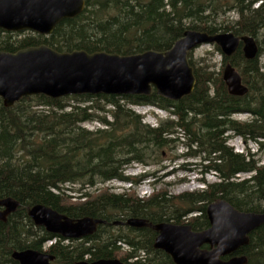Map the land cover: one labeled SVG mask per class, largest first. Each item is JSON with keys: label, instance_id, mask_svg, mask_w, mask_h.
<instances>
[{"label": "trees", "instance_id": "obj_1", "mask_svg": "<svg viewBox=\"0 0 264 264\" xmlns=\"http://www.w3.org/2000/svg\"><path fill=\"white\" fill-rule=\"evenodd\" d=\"M230 12L236 15L233 21L226 19ZM186 30L232 32L256 40L258 53L251 60L244 58L240 46L225 57L213 45L222 65L229 62L240 75L248 88L245 95H229L221 72L203 61H193L189 52L196 83L193 91L178 101L154 91L150 95L55 99L33 95L10 108L0 99V198L19 202L16 211L0 221V264H18L11 253L25 249L52 255L50 264L112 258L127 264H173L169 255L152 247L153 230L111 223L145 218L152 223L188 224L193 231H201L209 226L206 206L217 198L239 211L263 210L264 163L249 151L234 152L227 140L236 136L264 147V64L259 62L264 54V0H86L78 16L63 19L48 36L26 33L18 38L20 33L0 30V51L15 52L40 44L58 52L129 55L165 51ZM140 105L162 109L168 115L151 126L130 108ZM240 113L249 118H233ZM85 122L99 125L88 130L82 126ZM179 145L185 148L180 157L200 159L180 167L212 172L216 180L208 183L200 179L204 188L193 192L168 195L157 190L145 198L133 191H89L110 180L136 184L139 180L124 175L128 165H159L166 149ZM242 173L250 175L239 180L237 175ZM37 203L69 218L89 216L110 224L98 225L92 235L80 240H65L33 224L26 212ZM57 237L60 239L42 250L46 241ZM248 239L235 254L244 255L246 264H264V225L251 231ZM121 242L130 249L122 252ZM141 252L145 258H135Z\"/></svg>", "mask_w": 264, "mask_h": 264}, {"label": "water", "instance_id": "obj_2", "mask_svg": "<svg viewBox=\"0 0 264 264\" xmlns=\"http://www.w3.org/2000/svg\"><path fill=\"white\" fill-rule=\"evenodd\" d=\"M85 1L0 0V30L48 36L57 23L78 16ZM204 44L216 45L225 57L240 46L247 60L256 57L258 51L252 36L197 30H186L168 50L129 55L84 50L58 52L45 44L15 52L0 51V99L4 107L10 108L21 98L33 95L55 99L71 95H150L154 91L160 97L178 101L188 96L196 83L188 53ZM222 80L231 96L241 97L248 92L229 62L222 71ZM18 207L17 200L0 198V221ZM205 212L209 226L201 231H193L188 224L152 223L145 218H127L112 224L153 230L156 235L152 247L169 255L173 264H246V257L235 253L248 244L251 231L264 225V208L258 213L243 212L218 198L206 206ZM27 215L35 226L64 239L80 240L106 223L89 216L69 218L38 203L27 209ZM11 258L18 264H50L54 259L32 249L13 251ZM80 264L127 263L112 258Z\"/></svg>", "mask_w": 264, "mask_h": 264}, {"label": "rangeland", "instance_id": "obj_3", "mask_svg": "<svg viewBox=\"0 0 264 264\" xmlns=\"http://www.w3.org/2000/svg\"><path fill=\"white\" fill-rule=\"evenodd\" d=\"M228 21H233L236 19V15L232 12L226 15ZM29 32H21L18 38L25 36ZM261 47H264V44H261ZM192 60L195 62L203 61L204 64H208L210 69L215 72H221L224 69L225 64L222 65L221 57L217 53L213 44H204L201 45L192 51H190ZM259 62L264 64V54L259 57ZM130 108L136 113L143 116V122L155 126L158 119H165L168 113L162 109L140 105V106H130ZM236 120L246 121L249 116L246 113H240L233 116ZM98 122H85L82 126L88 130H92L98 127ZM228 146L232 147L234 152L245 153L249 151L251 154H254V158L259 161V163H264V147L260 146L250 140L244 141L243 139H238L236 136H229L227 140ZM185 148L179 145L176 149H166V154L162 156V160L159 165H150V166H140L136 164H130L124 169V175L133 176L139 172L145 170L148 173H151L152 176H148L147 180H142L136 184L122 183L117 180H110L104 184L97 185L94 188L89 189L93 191L95 188H107L110 192L113 193H122L133 191L135 195L139 198L148 197L153 191L164 190L168 195H179L187 192H193L204 188L203 183L200 179H204L205 182L211 183L216 180L215 175L212 172L202 173L198 170L192 171L188 169H183L180 167L182 163L190 162H200V159H186L180 157L181 153L184 152ZM177 157L172 160L173 157ZM199 168V167H198ZM250 174L242 173L237 175L239 180L245 179ZM125 184V185H124ZM73 189H77V185H70ZM111 230V229H110ZM113 230V229H112ZM126 247H121V251H126ZM138 255H141L139 253ZM133 261V260H131Z\"/></svg>", "mask_w": 264, "mask_h": 264}, {"label": "bare ground", "instance_id": "obj_4", "mask_svg": "<svg viewBox=\"0 0 264 264\" xmlns=\"http://www.w3.org/2000/svg\"><path fill=\"white\" fill-rule=\"evenodd\" d=\"M197 20V19H196ZM205 24V23H204ZM214 45V44H213ZM257 53H258V51H257ZM175 156V155H174ZM132 164H136V165H140V166H143L142 164H138V163H132ZM149 174L150 173H148V172H146L145 170L144 171H141V173H139L135 178H136V180H139L138 182H140V181H142V180H147L148 179V176H149ZM148 175V176H147ZM147 176V177H146ZM141 179V180H140ZM117 181H120V180H117ZM120 182H122V183H128V184H131L130 182H127V181H120ZM125 185V184H124ZM218 199V198H217ZM27 213V212H26ZM28 216V215H27ZM126 220V219H125ZM106 221V220H105ZM119 221V220H118ZM113 223V222H112ZM111 223V224H112ZM100 225H104V224H100ZM113 225V224H112ZM115 227L116 226H121V227H128V226H123V225H114ZM40 227V226H39ZM118 228V227H117ZM131 228V227H130ZM59 236V235H58ZM61 237V236H60ZM105 237V236H104ZM62 238V237H61ZM58 239H60V238H53V239H51V240H48V241H46L44 244H43V247H42V250L43 251H45L46 250V248H48L50 245H52L53 243H55ZM64 239V238H63ZM62 243H63V241H62ZM119 245H120V247H123V246H125L126 247V249L127 250H129L130 248H129V246H126V244H124V242H121V243H118ZM43 253H45V252H43ZM145 253L144 252H141V255H137L135 258H145ZM135 258L134 259H132V260H135Z\"/></svg>", "mask_w": 264, "mask_h": 264}, {"label": "flooded vegetation", "instance_id": "obj_5", "mask_svg": "<svg viewBox=\"0 0 264 264\" xmlns=\"http://www.w3.org/2000/svg\"><path fill=\"white\" fill-rule=\"evenodd\" d=\"M7 217H8V216H7ZM108 224H110V223L106 222L104 225H108Z\"/></svg>", "mask_w": 264, "mask_h": 264}]
</instances>
